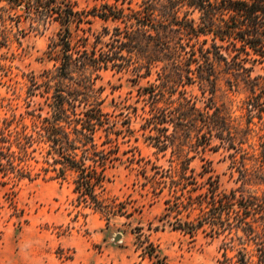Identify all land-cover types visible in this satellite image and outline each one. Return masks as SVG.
Segmentation results:
<instances>
[{"label": "rangeland", "instance_id": "obj_1", "mask_svg": "<svg viewBox=\"0 0 264 264\" xmlns=\"http://www.w3.org/2000/svg\"><path fill=\"white\" fill-rule=\"evenodd\" d=\"M64 1L76 11L99 9L102 4L128 7V0ZM165 1L160 3L165 5ZM139 3L131 0L129 7L138 8ZM178 10L179 18L186 11L187 17L197 21L196 12L185 6ZM87 19L90 23L79 24V29L85 30L89 43L104 26H113L96 17ZM4 26L8 37L6 46L0 47V126L7 123L10 131L33 133L44 118L52 119L58 96L69 99V105L63 104L68 114L98 108L120 131L115 140L118 160L106 170L104 193L116 198L124 213L106 221L100 213L78 204L70 179H22L13 189L0 185V264H151L143 253L148 244L158 264H218L224 242L231 246L226 251L228 257L244 247L253 255L250 264H256V246L240 230L211 237L205 225L189 236L172 228L176 227L172 211L176 194L182 190L176 181L183 167H187L188 181L194 183L183 193L197 186L192 195L205 192L208 183L215 182L222 193L264 194V104L259 111L256 107L247 111L246 105L259 93L258 88L252 94L246 78L227 70L222 62L216 66L212 94L197 79L176 87L173 99L182 90L202 113H211L207 108L210 97L226 113L234 148L214 136L210 146L203 148L193 133H179L174 138L172 124L149 122L156 120L157 112L147 92L158 84L156 71L161 63L152 66L148 75L137 76L133 62L119 70L97 71L96 77L86 73L84 82L76 73L63 78L58 76L59 63L49 54L50 42L63 27L24 16L17 24L6 22ZM68 30L73 38L84 34L74 24ZM102 40L107 41V37ZM245 66L251 67L250 77L264 74L260 65L250 60ZM137 69L143 73V68ZM262 99L264 102V96ZM156 107L165 105L158 102ZM156 138L164 145L158 148ZM34 156L40 159L37 153ZM28 163L32 173L38 172L40 163ZM3 180L0 177V182ZM168 199L171 212L163 217ZM197 213L193 211L191 218ZM177 218L181 224L187 220L184 213ZM254 225L261 232L260 222ZM117 235L120 239L115 241Z\"/></svg>", "mask_w": 264, "mask_h": 264}, {"label": "trees", "instance_id": "obj_2", "mask_svg": "<svg viewBox=\"0 0 264 264\" xmlns=\"http://www.w3.org/2000/svg\"><path fill=\"white\" fill-rule=\"evenodd\" d=\"M130 2L127 1L126 9L102 4L99 9L76 11L64 0H0V47L7 44L5 23L17 24L24 16L32 21L56 22L63 27L49 45L50 56L59 63L58 76L63 78L76 73L84 82L86 73L96 77L97 71L119 70L133 62L137 68H143V73L135 68L137 76L148 75L152 66L161 63L156 71L158 84L147 92L157 112L156 120L149 122L172 124L174 138L179 133H193L203 148L210 146L212 136L234 148V137L223 108L209 97L207 108L212 112L202 113L184 91H177L175 99L173 95L176 87L193 83L195 79L205 83L206 91L212 94L217 81L216 66L222 62L227 70L246 78L252 91L255 87L259 89L246 102L247 111L253 107L262 110L264 74L250 77L251 67L245 63L250 60L264 72V0H166L165 5L160 0H140L138 8L129 7ZM180 4L196 12L197 21L187 17L186 11L179 18ZM88 16L113 25L111 29L104 26L91 43L85 30L79 29V24L90 23ZM71 24L84 34L73 38L68 30ZM106 37L107 41H103ZM58 98L53 104L52 119L44 118L33 133L10 131L7 123L0 126V177L4 179L0 185L13 189L22 179H70L78 204L100 213L106 221L123 214L121 203L116 198L105 197L104 193L108 181L106 170L118 160L115 140L120 131L115 122L93 106L68 114L63 104L69 105V99ZM158 102H163L165 107H156ZM174 103L176 106L172 107ZM156 142L158 148L164 145L159 138ZM30 160L41 164L38 172L32 173ZM186 169L182 168L176 181L182 190L176 194V207L172 211L176 213V227L172 228L193 236L206 225L211 237L240 230L256 246V264H264V194L237 195L234 190L222 193L215 182H209L205 192L192 195L197 186L183 193L186 186L194 184L188 181ZM165 204L163 217L171 212L169 199ZM196 210L197 215L191 218ZM182 213L187 220L181 224L177 216ZM258 221L261 232L254 225ZM230 247L229 242L222 243V260H217L218 264H250L253 255L244 247L228 257L226 251ZM147 249L143 253L151 264H158L150 244Z\"/></svg>", "mask_w": 264, "mask_h": 264}, {"label": "water", "instance_id": "obj_3", "mask_svg": "<svg viewBox=\"0 0 264 264\" xmlns=\"http://www.w3.org/2000/svg\"><path fill=\"white\" fill-rule=\"evenodd\" d=\"M119 239H120V236L117 235V236L115 237V241H118Z\"/></svg>", "mask_w": 264, "mask_h": 264}]
</instances>
